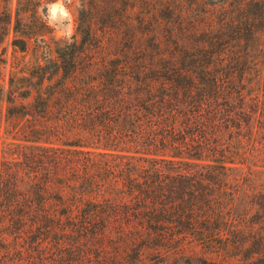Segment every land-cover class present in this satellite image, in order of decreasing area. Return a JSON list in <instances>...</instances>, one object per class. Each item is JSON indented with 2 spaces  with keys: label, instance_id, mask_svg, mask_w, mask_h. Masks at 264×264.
I'll use <instances>...</instances> for the list:
<instances>
[{
  "label": "trees",
  "instance_id": "1",
  "mask_svg": "<svg viewBox=\"0 0 264 264\" xmlns=\"http://www.w3.org/2000/svg\"><path fill=\"white\" fill-rule=\"evenodd\" d=\"M109 7L98 25L82 5L53 72L0 86L21 148L0 160V264L71 232L109 233L120 264H264V0Z\"/></svg>",
  "mask_w": 264,
  "mask_h": 264
},
{
  "label": "rangeland",
  "instance_id": "2",
  "mask_svg": "<svg viewBox=\"0 0 264 264\" xmlns=\"http://www.w3.org/2000/svg\"><path fill=\"white\" fill-rule=\"evenodd\" d=\"M111 2L112 0H0V86L6 90L12 76H23L37 83L41 80L40 67L53 72L56 48L66 42H72L74 38L78 42L83 38L78 29L82 5L86 8L96 6V11L102 12L96 19V24L103 22L101 24L104 25L103 20H107L105 14ZM97 32L103 35V31ZM102 39L105 38L102 36ZM1 103L0 160L17 155L21 149L16 141L5 133V103ZM248 164L263 165L264 160L261 157L259 160L249 161ZM106 235L99 240H85L78 233L71 232L66 240H56V247L50 243L45 244L38 255L42 262L35 264H120L125 249L109 241ZM62 236L64 235L59 238ZM193 250L199 255L197 248ZM129 254V264H200L198 262L202 261L191 260L189 256L181 254L173 257L161 252V255L157 256L159 254L149 251L144 253L139 262H131L135 261V254L131 250ZM4 264L28 262L24 255H11Z\"/></svg>",
  "mask_w": 264,
  "mask_h": 264
}]
</instances>
